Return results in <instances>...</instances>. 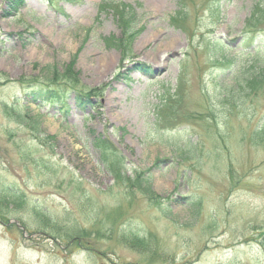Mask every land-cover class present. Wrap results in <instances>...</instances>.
<instances>
[{
    "label": "rangeland",
    "instance_id": "rangeland-1",
    "mask_svg": "<svg viewBox=\"0 0 264 264\" xmlns=\"http://www.w3.org/2000/svg\"><path fill=\"white\" fill-rule=\"evenodd\" d=\"M259 27L260 0H0V264H264Z\"/></svg>",
    "mask_w": 264,
    "mask_h": 264
},
{
    "label": "trees",
    "instance_id": "trees-1",
    "mask_svg": "<svg viewBox=\"0 0 264 264\" xmlns=\"http://www.w3.org/2000/svg\"><path fill=\"white\" fill-rule=\"evenodd\" d=\"M20 2H23L24 0H19ZM261 3H264V0H260ZM254 34L252 36L249 35L248 33H245V37L243 38L244 41H248L245 46H255L254 52L260 50L262 46L264 45V39H263V34L264 31L262 28H256L254 30ZM126 56V55H125ZM259 79L260 82L264 80L261 76H264V67L259 68ZM254 74V73H253ZM54 81H47V82H41L39 84H33L28 85L27 87L31 88L33 92V97L35 100H42L44 103H52L59 105L61 107V110L67 111L64 107L65 101H66V95L63 94L60 90H58V85L55 84ZM67 85V84H64ZM239 85V84H238ZM106 143V142H105ZM116 176L120 177V175L115 174ZM146 237V236H145ZM122 240L126 241V237L122 236ZM144 244V243H143ZM150 244V243H149Z\"/></svg>",
    "mask_w": 264,
    "mask_h": 264
}]
</instances>
